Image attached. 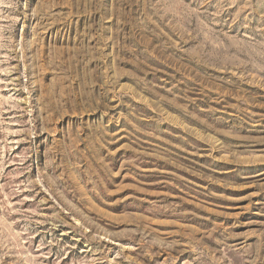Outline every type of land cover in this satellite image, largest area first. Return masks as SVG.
I'll return each mask as SVG.
<instances>
[{"label": "rangeland", "instance_id": "obj_1", "mask_svg": "<svg viewBox=\"0 0 264 264\" xmlns=\"http://www.w3.org/2000/svg\"><path fill=\"white\" fill-rule=\"evenodd\" d=\"M0 264H264V0H0Z\"/></svg>", "mask_w": 264, "mask_h": 264}]
</instances>
